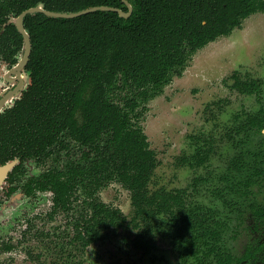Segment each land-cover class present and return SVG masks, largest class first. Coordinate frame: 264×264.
Segmentation results:
<instances>
[{
    "label": "trees",
    "instance_id": "obj_1",
    "mask_svg": "<svg viewBox=\"0 0 264 264\" xmlns=\"http://www.w3.org/2000/svg\"><path fill=\"white\" fill-rule=\"evenodd\" d=\"M129 3L133 10L126 19L109 11L73 19L26 15L23 25L31 50L24 70L29 83L0 113V164L19 158L22 166L27 159L43 161L63 152L69 156L77 149L73 152L77 157L68 159L62 172L50 170L43 178L61 208L74 191L85 197L90 217L82 216L77 227L83 247L101 231L138 228L140 222L145 228L160 214L168 213L171 224H180L182 230L189 228L194 213L184 215L182 207L174 212L178 197L148 191L156 159L138 124L141 109L174 76H181L198 49L264 11V0ZM96 6L127 12L121 0H0V61L13 66L23 53L22 36L11 22L23 11L41 7L75 13ZM233 88L248 94L259 91L257 83L239 79ZM111 182L131 192L134 217L129 222L96 195ZM193 218L191 230L196 235L183 243L186 260L197 254L195 247L200 248L193 239L203 241L206 233L212 235L213 223L204 216L203 223ZM139 235L135 240L143 248L149 234L145 230ZM227 262H232L230 254L219 260Z\"/></svg>",
    "mask_w": 264,
    "mask_h": 264
},
{
    "label": "rangeland",
    "instance_id": "obj_2",
    "mask_svg": "<svg viewBox=\"0 0 264 264\" xmlns=\"http://www.w3.org/2000/svg\"><path fill=\"white\" fill-rule=\"evenodd\" d=\"M11 69L0 63V93L14 84L8 78ZM22 75L28 83V75ZM236 79L259 83L260 92H238L233 88ZM141 111L138 124L156 159L148 191L178 197L174 212L182 207L184 215L194 211L213 223L211 230L218 229L221 236L217 243L215 234L206 233L208 248L222 243L236 255L255 248L246 264H264V225L253 221L248 206L254 199L264 205V13L247 17L240 28L198 50L182 77L174 78ZM65 159L52 155L42 163L28 161L20 186ZM50 197L49 192L24 196L20 187L0 206V243L9 239L11 245L0 254V264H181L180 224L172 225L168 213L156 215L148 225L154 245L149 254L129 247L127 231L81 251L72 241L80 199L68 214L48 220ZM99 197L127 220L134 217L131 193L120 184H109ZM188 230H182L188 239L196 235ZM193 240L201 246L190 258L197 264L208 244Z\"/></svg>",
    "mask_w": 264,
    "mask_h": 264
},
{
    "label": "flooded vegetation",
    "instance_id": "obj_3",
    "mask_svg": "<svg viewBox=\"0 0 264 264\" xmlns=\"http://www.w3.org/2000/svg\"><path fill=\"white\" fill-rule=\"evenodd\" d=\"M128 1L129 3V0H126ZM122 2V1H121ZM123 3V2H122ZM124 4V3H123ZM130 4V3H129ZM131 5V4H130ZM125 6V5H124ZM126 7V6H125ZM132 7V5H131ZM127 8V7H126ZM133 10V9H132ZM258 13V12H257ZM264 13V11H263ZM253 15V14H252ZM207 45V44H206ZM203 48V47H202ZM200 48V49H202ZM198 49V50H200ZM197 50V51H198ZM196 51V52H197ZM195 52V53H196ZM194 53V54H195ZM193 54V55H194ZM192 55V56H193ZM22 56V54H21ZM21 56L19 57V59L21 58ZM191 56V57H192ZM18 59V61H19ZM0 63H4L5 65H7L8 67L10 68H14L15 65L13 66H9V64L5 63V62H2L0 61ZM187 68V67H186ZM185 68V69H186ZM12 70V69H11ZM185 71V70H184ZM184 71L182 72L181 76L180 77H177V76H174L172 78V80L174 78H181ZM25 72V70H24ZM23 73V72H22ZM9 79L12 80V82H14V84L10 85V87L6 88L2 93H0V98L5 95L7 92L13 90L15 87H16V84H17V80H15V75L12 74V77H8ZM171 80V81H172ZM254 82V81H253ZM28 83H29V79H28ZM28 83H25V86H24V89L26 88V86L28 85ZM258 87H259V91L256 92V93H250L249 95L251 94H258L260 92V85L258 83ZM23 89V91H24ZM237 90V89H236ZM21 91L19 96H17L15 99H13L10 103H12L13 105V102L15 100H17L21 93L23 92ZM238 92L242 93V94H247L248 93H244V92H241L240 90H237ZM162 94V93H161ZM160 94V95H161ZM158 95V96H160ZM156 96V97H158ZM151 100V99H150ZM9 104V103H8ZM11 105V106H12ZM145 105V104H144ZM143 105V106H144ZM10 106V107H11ZM9 107H7V105H5V107L0 111V113H2L5 109H7ZM142 110V109H141ZM143 131V130H142ZM144 133V132H143ZM145 135V133H144ZM146 136V135H145ZM147 138V137H146ZM148 141V140H147ZM152 151V150H151ZM73 152H75L74 150L71 152V154L69 156H67L64 152L61 153V154H54L57 156V158H66L65 159V162L64 164H62L60 167H53L51 169H48L46 170L43 174L39 175L38 177L36 178H32L30 179L29 181L25 182L22 186H20V182L22 180V177L25 175L26 173V166L25 164L28 162V161H33V162H37V163H42L44 162V160H46L47 158H45L43 161H37L35 159H27L25 160L23 163H22V166L20 165V160L19 158H13V159H9L7 160L5 163L3 164H0V169H5L6 172L5 174L0 175V186H4V189H2V195L0 197V206L5 202L7 201L8 199H10L15 193L16 191L21 187L23 189V193H24V196H31V195H37V194H42V193H45V192H49L51 194V197H50V208H49V212L46 214L47 216V219L48 220H51L53 219L52 217L57 214V213H64V214H68L69 211L75 209L76 207L74 206L75 204V201H78V199H80V207L76 213V210H75V214H76V218L73 219V223H72V230H73V236H72V241L74 243H77L78 247L80 248L81 251H84L86 250L90 245H92L93 243L97 242V241H101V240H105V239H109L112 235H117L119 231H127L129 232L131 235L128 236V237H125V242L128 243L129 247H133L135 250L137 251H140L141 253L143 254H149L150 252V249L154 247L153 245V242H152V239L150 237V235H148V237L146 238V246H144L142 248L141 244L139 243V241H136L135 240V237L137 238L139 234H143V231H147V233L149 234V229H148V226L144 228V226L142 225V222H140V226L137 228L134 227H127V228H122V229H118L115 233H111V231H109V229L107 230H104V231H101L100 234H99V237L97 239H95L93 242H91L90 244H88L86 247H83L82 244H81V241L79 240L78 238V231L80 229H78V223H79V220L82 216H86L87 218L90 217V213L87 214L86 211H89L88 207L86 206V203H85V197L83 195H81L80 191L77 190V191H74L72 192L71 196L69 197L66 205L64 206V208L62 207H59L55 204V198H54V193L52 191V189L46 184V180L43 178L44 175H47L48 171L50 170H57L58 172H62L64 170V165H66L67 163V160L68 159H74L77 157L76 154H74ZM153 152V151H152ZM76 153V152H75ZM53 155V154H52ZM51 155V156H52ZM50 157V156H49ZM48 157V158H49ZM156 167V166H155ZM155 169V168H154ZM1 171V170H0ZM2 172V171H1ZM150 182V181H149ZM111 183H118V182H111ZM109 183V184H111ZM108 184V185H109ZM120 184V183H118ZM108 185H106L105 187H107ZM122 187H124L126 190H128L125 186H123L122 184H120ZM149 186V184H148ZM147 186V187H148ZM103 187V188H105ZM102 188V189H103ZM100 189L98 192H97V197L99 198V201L101 203H103L104 205L110 207V208H113V209H118V208H115V207H112L108 204H105L104 202H102L100 200V197H99V194H100V191L102 190ZM149 190V188H148ZM131 193V192H130ZM88 201V199H87ZM131 205H132V200H131ZM249 211H250V215L251 217L253 218V221L254 222H261L263 225H264V205L262 203H257L255 201V199L253 201H251L249 203ZM120 212L121 210L118 209ZM194 213V215H190L189 216V224L188 226L190 227V229L188 230V228H185L183 230H188L192 233V230H191V222H193L195 219L193 217H196L200 220V223L202 221L201 219V214L200 213H195L194 211H192ZM122 214V212H121ZM122 216L125 218L126 222H129L130 220H127V218L122 214ZM204 216V215H203ZM207 216V215H206ZM209 217V216H208ZM171 218V216H169V219ZM205 218V216H204ZM210 219V218H209ZM181 226L179 225V229H180V233L178 234V249H180L181 247L183 248V241H187L189 240L184 232L185 231H182V229L180 228ZM186 227V226H185ZM26 228V227H25ZM130 229H132L133 231H135L134 234L131 233ZM213 229L215 230H211L212 234H215V238L217 239V243H219V236L220 233H219V230L215 229L213 227ZM28 231H30V226L28 229H26V231L22 234H26ZM21 234V235H22ZM42 234V232L40 233ZM141 236V235H139ZM223 241V239H222ZM205 244H204V243ZM138 243L139 246H135V244ZM212 243V242H211ZM202 244L203 245H207L204 249H206V251H201L200 253L202 254V257L199 259L198 263L199 262H202V264H219V260H222L226 254H230L231 255V259H232V262H227L228 264H246L248 259L253 255V251L255 248H252L251 250L249 251H245L242 255H236L234 253L231 252V250H229L226 246H224L222 243L220 244H216L215 246L214 245H211L210 248H208L209 246V242H205V241H202ZM11 249V245H10V241L9 239L7 241H1L0 243V254H2L3 252L5 251H9ZM200 249H201V246H200ZM183 249L181 251H179V258H180V262L181 264H192L190 262V259L189 260H186V258L184 256H182V253H183ZM211 257V258H210ZM186 260V261H185ZM197 263V264H198Z\"/></svg>",
    "mask_w": 264,
    "mask_h": 264
},
{
    "label": "water",
    "instance_id": "obj_4",
    "mask_svg": "<svg viewBox=\"0 0 264 264\" xmlns=\"http://www.w3.org/2000/svg\"><path fill=\"white\" fill-rule=\"evenodd\" d=\"M124 5L127 7V12L122 11L121 9L118 8H113V7H106V6H96V7H91L88 9H84L75 13H59V12H52V11H47L44 10L41 7H33L29 8L25 11H23L18 17L14 18L11 20L16 26V29L18 33L22 36L23 39V53L17 64L12 68L10 73H13L15 75V80H17L16 87L7 92L5 95H3L0 98V111L10 103L13 99H15L17 96H19L20 92L23 91L24 86H25V80L23 79L22 72L24 71V68L28 62V58L30 55V50H31V43H30V38L26 30L24 29L23 25V19L26 15H33V14H44L45 16L51 17V18H63V19H73L82 15L90 14L96 11H109V12H116L119 17L121 18H128L131 13H132V7L126 0H121ZM2 31V30H1ZM0 175L2 173L5 174L6 170L5 169H0Z\"/></svg>",
    "mask_w": 264,
    "mask_h": 264
}]
</instances>
